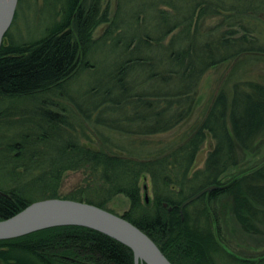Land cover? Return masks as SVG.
Segmentation results:
<instances>
[{
  "label": "trees",
  "instance_id": "trees-1",
  "mask_svg": "<svg viewBox=\"0 0 264 264\" xmlns=\"http://www.w3.org/2000/svg\"><path fill=\"white\" fill-rule=\"evenodd\" d=\"M103 1L55 0L46 11L54 21L40 37L22 40L14 29L30 1L19 0L0 50V221L60 198L65 174L82 172L84 185L65 199L109 210L115 197L127 196L124 218L172 264H264V254L238 256L221 242L232 228L264 236V166L222 184L241 153L264 140V78L250 70L264 65V0H138L134 10L133 0H120L109 31L118 35L94 39L108 22ZM216 16L222 23L204 31ZM222 66L226 78L191 123L205 79ZM148 176L151 207L141 192ZM211 186L219 189L182 208ZM0 262L135 259L107 235L56 227L1 240Z\"/></svg>",
  "mask_w": 264,
  "mask_h": 264
},
{
  "label": "rangeland",
  "instance_id": "rangeland-1",
  "mask_svg": "<svg viewBox=\"0 0 264 264\" xmlns=\"http://www.w3.org/2000/svg\"><path fill=\"white\" fill-rule=\"evenodd\" d=\"M30 2H26L24 4V7L21 9V12L19 14V17L16 21V27L14 31H18L17 35L19 39L22 40H31L36 39L41 36L43 33V28L47 27L49 24H51L50 21L52 18L48 17L47 9L51 6L55 0H29ZM93 0H90V4ZM126 2V1H125ZM62 5L61 3H58L57 6L60 9ZM120 0H104L101 4V17L104 18L107 17V21L105 23H102L99 25L95 31H94V39H99L102 36H105L109 34V31L115 22L118 10H119ZM138 5V0H133L129 7L136 9ZM126 8V6H125ZM20 11V10H19ZM124 11H128V9H125ZM57 18V17H56ZM55 18V19H56ZM56 20H60L57 18ZM223 20V17L216 16V17H210L205 21V24L203 25L204 31H208L209 29H212L213 27L217 26L218 24H221ZM59 23V22H58ZM112 34H109V37H115L118 35L119 31L118 29L113 28ZM20 34V35H19ZM112 41H110L111 43ZM250 70L255 75L261 76L264 78V65H257L256 67H252ZM228 73V68L226 66H222L207 76L205 79V83L203 84V91L202 95L204 97V101L202 102L201 107L197 110L194 118L191 120V123L196 122L198 120V117L201 114V108L203 109L204 106L207 104V101H209L210 96L212 95V92L214 88L216 89V86L222 82ZM85 77V78H84ZM82 78L81 83L86 81V76ZM217 86V87H218ZM117 136L111 135V138L115 139ZM167 137V136H166ZM165 138H156L155 141L160 142V140H166ZM158 143V142H156ZM155 144V143H154ZM210 145H205L203 148V151L199 157V162L197 166L199 168H203L204 161L208 155ZM264 166V140L262 143L247 152H242L240 157V163L237 167L231 168L224 176L222 180V184L225 186L229 185L230 182L234 181L237 178H240L246 174H249L253 172L255 169H259ZM86 179V176L82 172H67L64 176L63 183L60 189V198L65 199L69 197L72 193L76 192L77 190L81 189L84 184V180ZM141 189H142V198L145 206L151 207L154 202V193L151 186V180L150 177H146L141 182ZM211 192L207 193L210 194ZM195 202V201H194ZM193 203V202H192ZM190 205V204H189ZM210 207H212V203L209 201ZM168 207L167 205H165ZM106 207L109 210L114 211L116 214L124 215L127 211L131 208V201L130 199L125 195H119L114 198L110 203L106 205ZM221 239V242H224L223 245L226 247L227 250L230 252L238 255V256H260L261 254H264V236L263 237H250L247 235H243L242 233L236 231L235 228H232L230 232H227L226 237ZM0 264H5L3 262H0Z\"/></svg>",
  "mask_w": 264,
  "mask_h": 264
},
{
  "label": "water",
  "instance_id": "water-1",
  "mask_svg": "<svg viewBox=\"0 0 264 264\" xmlns=\"http://www.w3.org/2000/svg\"><path fill=\"white\" fill-rule=\"evenodd\" d=\"M18 5L19 0H0V50L15 21ZM217 189L211 186L203 190L182 208ZM56 227H83L107 235L133 251L135 264H172L154 240L123 215L87 202L61 198L34 202L17 215L0 221V241Z\"/></svg>",
  "mask_w": 264,
  "mask_h": 264
}]
</instances>
